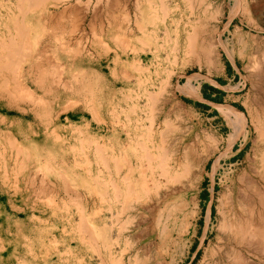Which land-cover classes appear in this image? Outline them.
<instances>
[{"label": "rangeland", "instance_id": "rangeland-1", "mask_svg": "<svg viewBox=\"0 0 264 264\" xmlns=\"http://www.w3.org/2000/svg\"><path fill=\"white\" fill-rule=\"evenodd\" d=\"M20 1L0 0V264H112L109 172L138 208L110 232L124 264L219 261L227 197L264 161V0ZM209 79L239 109L199 110ZM262 182L231 263L264 264Z\"/></svg>", "mask_w": 264, "mask_h": 264}, {"label": "bare ground", "instance_id": "bare-ground-1", "mask_svg": "<svg viewBox=\"0 0 264 264\" xmlns=\"http://www.w3.org/2000/svg\"><path fill=\"white\" fill-rule=\"evenodd\" d=\"M25 5H27V7H29L30 9H33L35 7L39 8L41 7V5L43 6L45 2H48V0H21ZM20 1V2H21ZM160 2V1H159ZM53 3V2H52ZM148 5V4H147ZM24 6V5H23ZM33 7V8H32ZM154 10V9H153ZM204 10V9H203ZM29 11V10H28ZM207 13V12H206ZM162 15V14H161ZM165 15V14H164ZM50 17V16H49ZM49 17H44L45 19H48ZM55 20V19H54ZM50 23V22H49ZM151 26V25H150ZM62 28V27H61ZM21 30V29H20ZM140 30V29H139ZM19 32V31H18ZM189 33V32H188ZM136 41V40H135ZM117 42V41H115ZM122 42V41H121ZM166 45V44H165ZM175 45V44H174ZM188 46V45H187ZM161 47V46H160ZM131 48V46H130ZM147 48V47H146ZM127 49V48H126ZM173 50V49H172ZM125 51V50H124ZM10 53V52H9ZM188 57V56H187ZM7 58V57H6ZM11 63V62H10ZM12 65V64H11ZM6 66V65H5ZM12 67V66H11ZM137 70V69H136ZM128 73V72H127ZM14 74V73H13ZM17 76V75H16ZM26 77V76H24ZM123 77V76H122ZM170 77V76H169ZM168 77V78H169ZM13 78V77H12ZM62 80V79H60ZM27 82V81H26ZM164 86V85H163ZM193 88L190 86H186L185 87V90H186V93H191L193 92L192 90ZM19 95V94H18ZM23 97V96H22ZM148 98V97H147ZM38 101V100H37ZM155 104V103H154ZM21 109V108H20ZM38 109V108H37ZM21 111H23V109H21ZM19 112V111H18ZM123 112V111H122ZM22 113V112H21ZM179 116V115H178ZM126 117V116H125ZM152 119V118H151ZM165 121V120H164ZM167 122V121H165ZM168 123V122H167ZM166 123V124H167ZM137 124V123H136ZM178 124V123H177ZM151 126L152 125H149V127H145V128H142L141 129V132L142 134H144L148 139H152L153 138V133L151 132ZM154 127V126H153ZM176 127V126H174ZM178 127V126H177ZM176 129V128H175ZM155 130V129H154ZM52 131V130H51ZM164 132V131H163ZM141 134V135H142ZM181 134V133H180ZM143 137V136H141ZM95 149V148H94ZM97 149V148H96ZM89 150V149H88ZM163 150V149H162ZM190 151V150H189ZM165 154V153H163ZM161 155V154H160ZM190 156L191 157H195V160L196 162L198 163L199 161H201L200 158L196 157L195 153H191V152H183L182 153V165L181 167L182 168H186L187 164L189 162H187L188 160V157ZM200 157V156H199ZM148 159V157H147ZM151 159V158H150ZM161 159V158H160ZM179 159V158H178ZM200 159V160H199ZM261 159V158H260ZM259 159V160H260ZM264 159V158H263ZM162 160V159H161ZM115 161V160H114ZM116 162V161H115ZM114 162V163H115ZM130 163V162H129ZM192 164V163H191ZM106 165V164H105ZM134 165V164H133ZM162 166V165H161ZM180 166V165H178ZM104 168V166H103ZM123 168V167H122ZM136 168V167H135ZM158 169V168H157ZM164 169V168H163ZM154 170V169H153ZM178 169H176V172H177ZM181 170V169H180ZM114 171V170H113ZM158 171V170H157ZM190 175L193 179H198L199 178V170H195V171H192L190 170ZM249 176L247 177V179H245V182L242 184V185H239V188L236 189L238 191H234L232 189V192H230V194L228 195L227 197V200H226V212L223 210V225L222 227L224 228L225 232H223L224 230L221 229V231L225 234L223 235L222 233V236H224L223 238V241H224V247L222 248V251L219 253V258H220V262L221 264H234V263H231L229 260L230 259H233L234 257H237L241 251V249L245 248L246 246V242L247 240L245 239V236L247 233H244V232H247L246 231V228L244 226H242L241 222L244 223V225L248 222L245 223V220L247 218V216L245 217L244 216V213H245V210L246 212L248 213L247 209H245L246 205L247 204H250L251 201L248 203H246V201L248 200L249 197H247L246 201H245V194L247 193H250L252 191H250L251 189L253 190V188L256 186L255 184H258L259 182L261 181H264V161L263 160H260V161H257L253 167H251V169L249 170ZM168 172V175L169 173L171 174H174L175 173V170H174V167H171L169 168V170L167 171ZM165 171V173H167ZM86 173V172H85ZM114 173V172H113ZM113 173L112 172H109L108 173V180L106 181L108 184L107 186V194L105 196V199H106V202H107V210H108V225H107V231L109 232V234L107 235L106 234V240L108 242V250H106L107 254L105 255V257H107L106 260H108L110 263L112 264H124L123 262V254L125 253V247L124 248H121L119 249V252L118 254L120 255H114L115 253L113 252L115 247L114 244H118V240L120 238V234L122 232H124L123 230H125V232H127L126 234H128V232H131L133 230V227L132 225H129L128 222H130V220L134 217L136 211H138V208L135 207L136 204H134L135 206L127 203L126 201V198H124L125 196L121 193H119V191L117 190L116 188V182H115V179H114V176H113ZM162 173V172H161ZM87 174V173H86ZM163 174V173H162ZM152 175V174H151ZM166 175V174H165ZM127 176V175H126ZM157 177V175H156ZM164 177V176H163ZM162 177V178H163ZM151 178V177H150ZM175 178V177H174ZM243 180V179H241ZM240 180V181H241ZM119 181V180H118ZM137 181V179H136ZM154 181V179H153ZM240 181H239V184H240ZM136 183V182H135ZM264 183V182H262ZM130 184V182L128 183ZM146 184V183H145ZM152 184V183H151ZM43 185V184H42ZM143 182H142V187L140 189H143L145 190L146 187L143 186ZM238 185V184H237ZM259 185V184H258ZM262 185V184H261ZM129 185H127V188H128ZM133 186V185H132ZM141 186V184H140ZM257 187V186H256ZM256 187L254 189V191H256ZM237 188V187H236ZM137 189V188H136ZM148 189V188H147ZM231 190V189H230ZM128 190L126 189V192ZM137 191V190H136ZM141 191V190H140ZM148 192V190H147ZM158 192V191H157ZM128 193V192H127ZM130 193V192H129ZM134 193V192H133ZM137 193V192H136ZM252 194H254L252 192ZM104 195V194H103ZM136 195V194H135ZM135 195H132L134 197V201H136V198H135ZM248 195V194H247ZM120 196V198H124L123 199V202H121V200L118 201V197ZM130 196V195H129ZM137 196V195H136ZM251 196V193L250 195ZM131 198V197H130ZM250 199V198H249ZM128 200V199H127ZM132 200V199H131ZM133 201V200H132ZM249 201V200H248ZM118 204H117V203ZM117 204V205H116ZM129 204V205H128ZM251 205V204H250ZM250 205H247L250 206ZM141 206V205H140ZM246 207V208H247ZM141 208V207H139ZM249 208V207H248ZM142 209V208H141ZM144 209V208H143ZM141 211V210H140ZM107 212V211H106ZM143 212V211H142ZM141 212V214H142ZM147 212V211H146ZM246 213V214H247ZM139 215V214H138ZM145 215V214H144ZM245 218H244V217ZM138 217V216H137ZM136 217V219H137ZM140 217V216H139ZM106 218V216H105ZM244 218V221L242 220ZM141 220V219H139ZM144 220V219H143ZM107 221V219H106ZM105 221V222H106ZM133 222V221H132ZM105 224V223H104ZM133 224V223H132ZM140 225V224H138ZM119 227L121 229V233L118 232V235H115L114 237L110 234V232L115 228V227ZM132 226V227H131ZM136 228V227H135ZM103 230L105 228H102ZM118 229V228H117ZM88 230V229H87ZM106 230V229H105ZM139 230V229H136V231ZM106 231V232H107ZM119 231V229H118ZM250 231V230H249ZM117 233V232H116ZM131 234V233H130ZM130 234H128V236L125 237V241L130 237ZM134 234V232L132 233ZM125 236V235H124ZM122 235V237H124ZM133 237V235H132ZM131 237V238H132ZM130 238V239H131ZM134 238V237H133ZM222 238V237H221ZM247 238V237H246ZM93 239V238H92ZM129 239V240H130ZM251 239V238H250ZM123 240V239H122ZM121 240V241H122ZM131 241V240H130ZM253 241V240H252ZM90 242V241H89ZM130 243V242H129ZM250 243V242H249ZM92 245V244H91ZM94 246L96 247V245L94 244ZM93 246V247H94ZM121 245H119L118 248H120ZM128 246V245H127ZM126 246V247H127ZM255 246V245H254ZM94 249V248H93ZM132 249V248H130ZM247 249V248H246ZM95 250V249H94ZM114 253V254H113ZM253 253V252H252ZM242 256V254H241ZM240 256V257H241ZM99 257V256H98ZM239 257V258H240ZM128 258V257H127ZM136 258V256H135ZM238 258V259H239ZM104 259V258H103ZM131 259V258H130ZM229 259V260H228ZM235 259V258H234ZM237 259V258H236ZM102 260V258H101ZM205 260V259H204ZM211 260V259H210ZM98 261V259H97ZM126 261V260H125ZM219 261L218 259H214L212 260V262H209L208 264H219ZM243 261V260H241ZM128 262V260H127ZM235 262V261H234ZM248 262V261H247ZM99 263V262H97ZM129 263V262H128ZM138 263V262H137ZM107 264V263H106ZM205 264V263H204Z\"/></svg>", "mask_w": 264, "mask_h": 264}, {"label": "crops", "instance_id": "crops-1", "mask_svg": "<svg viewBox=\"0 0 264 264\" xmlns=\"http://www.w3.org/2000/svg\"><path fill=\"white\" fill-rule=\"evenodd\" d=\"M235 101H237V96L233 92L222 90L216 79H209L208 82H202L198 86L196 102L199 110L239 109L238 105L231 103Z\"/></svg>", "mask_w": 264, "mask_h": 264}, {"label": "trees", "instance_id": "trees-1", "mask_svg": "<svg viewBox=\"0 0 264 264\" xmlns=\"http://www.w3.org/2000/svg\"><path fill=\"white\" fill-rule=\"evenodd\" d=\"M196 105H198V104H196Z\"/></svg>", "mask_w": 264, "mask_h": 264}]
</instances>
